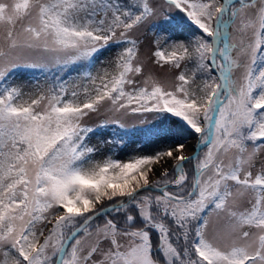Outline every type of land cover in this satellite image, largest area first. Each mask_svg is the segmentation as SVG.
Segmentation results:
<instances>
[{
  "label": "snow or ice",
  "instance_id": "6c2138e0",
  "mask_svg": "<svg viewBox=\"0 0 264 264\" xmlns=\"http://www.w3.org/2000/svg\"><path fill=\"white\" fill-rule=\"evenodd\" d=\"M145 24L167 85L144 73ZM50 63L85 83L24 100L7 82ZM101 109L156 113L144 135L199 151L95 159L84 120ZM262 151L264 0H0V264H264Z\"/></svg>",
  "mask_w": 264,
  "mask_h": 264
},
{
  "label": "trees",
  "instance_id": "16d2710c",
  "mask_svg": "<svg viewBox=\"0 0 264 264\" xmlns=\"http://www.w3.org/2000/svg\"><path fill=\"white\" fill-rule=\"evenodd\" d=\"M149 31L154 35V40L157 35L161 36V44L164 43V33H161L158 28L149 26ZM188 33H175L173 40H184L187 42ZM171 43V41H169ZM115 49L106 51L100 55L95 67L92 69L93 74L100 71L107 65V61L115 55ZM87 69L79 65H69L66 68L56 66L49 67L48 70L18 68L14 70L9 78L8 83L18 86L22 89L24 100L29 98V95H36L40 92H47L48 89L57 87L59 84H65L69 92L77 85L85 83L83 79V72ZM163 117H157V121L151 127H125L121 129L115 124L109 123L107 127L100 128L97 126L93 133L89 134L87 143L98 149L95 154V159H103L105 156L111 155L121 161H127L132 156L137 155H153L159 150H164L169 146H175L176 142L187 143L195 139L194 136L183 133L177 135H170L169 137H160L156 135L146 136L143 133L144 129L155 128L160 125ZM173 118L168 117L165 121L164 127H169ZM174 127V126H173ZM127 133V134H126ZM190 166L186 165V168ZM109 218H112L111 216ZM102 223V219H98Z\"/></svg>",
  "mask_w": 264,
  "mask_h": 264
},
{
  "label": "rangeland",
  "instance_id": "374dc122",
  "mask_svg": "<svg viewBox=\"0 0 264 264\" xmlns=\"http://www.w3.org/2000/svg\"><path fill=\"white\" fill-rule=\"evenodd\" d=\"M157 4L161 2V0H155ZM150 24H145L142 26L138 32L134 35L139 37L140 40V52H141V59L144 61V73L149 74L151 73L157 79L161 81V83L169 84L172 82L174 76L177 74L178 70H170L167 65L164 67H160L155 65L149 56L151 51L154 50V35L149 31ZM35 58V57H33ZM55 66L54 64H49V67ZM236 77L239 76V72L235 74ZM137 79H140L137 77ZM158 114L156 113H138V114H126V115H119L113 114L110 112L101 109V112L98 114H90L89 117H86L84 123L90 127H95L99 125L101 122L105 120H112L113 118L120 119L125 127H151L157 121ZM197 143V139H192L186 143L187 147H189V151L186 154L191 155L193 151H195L194 146ZM259 160H264V151L259 154ZM169 168L171 166V161L169 162ZM259 166V161L258 165ZM187 169V168H186ZM50 227V225H49Z\"/></svg>",
  "mask_w": 264,
  "mask_h": 264
},
{
  "label": "bare ground",
  "instance_id": "6f19581e",
  "mask_svg": "<svg viewBox=\"0 0 264 264\" xmlns=\"http://www.w3.org/2000/svg\"><path fill=\"white\" fill-rule=\"evenodd\" d=\"M189 151V147H187V149H186V152H188Z\"/></svg>",
  "mask_w": 264,
  "mask_h": 264
},
{
  "label": "water",
  "instance_id": "95a60500",
  "mask_svg": "<svg viewBox=\"0 0 264 264\" xmlns=\"http://www.w3.org/2000/svg\"><path fill=\"white\" fill-rule=\"evenodd\" d=\"M195 151H199V149H195Z\"/></svg>",
  "mask_w": 264,
  "mask_h": 264
}]
</instances>
